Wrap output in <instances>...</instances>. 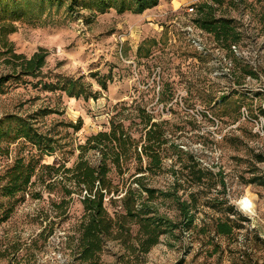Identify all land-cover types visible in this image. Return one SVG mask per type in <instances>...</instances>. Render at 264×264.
<instances>
[{"label":"rangeland","instance_id":"obj_1","mask_svg":"<svg viewBox=\"0 0 264 264\" xmlns=\"http://www.w3.org/2000/svg\"><path fill=\"white\" fill-rule=\"evenodd\" d=\"M194 1L159 0L137 14L96 9V0H20L17 16L0 19V25L15 27L5 39L16 53L31 57L42 48L48 51L41 73L25 76L9 65L0 35V125L7 132L0 142V174L19 157L73 166L80 145L109 131L115 116L126 118L138 140L145 132L144 117L151 116L149 128L166 141L162 170L137 173L136 161L130 173L111 176L129 185L145 175V184L171 194L152 207L168 220L167 233L146 254L108 240L101 264H264V245L253 243L248 250L241 238L251 233L250 238L264 240V185L249 182L264 177V162L255 158L264 155V0H200L189 11ZM203 4L212 5L217 17L235 21L237 53L209 34L201 36L204 50L193 45L186 27L196 25ZM66 79L81 84L84 94L61 90L58 84ZM19 118L42 139L40 145L17 138ZM85 158L96 165L99 154L87 151ZM190 158L214 173L211 190L204 189L210 198H218V206L228 203L221 209L200 205L187 230L179 199L188 198L190 188L176 184L175 172L182 175ZM143 163L146 167V158ZM62 196L57 186L37 182L29 188L9 219L0 221V264H80L72 245L84 209L77 195L68 209L58 208L55 202ZM242 198L252 207L247 213L238 209L250 219L239 241L217 236L213 223L224 216L220 210L230 203L238 208ZM107 207L111 214L122 210L120 200L107 201Z\"/></svg>","mask_w":264,"mask_h":264},{"label":"trees","instance_id":"obj_2","mask_svg":"<svg viewBox=\"0 0 264 264\" xmlns=\"http://www.w3.org/2000/svg\"><path fill=\"white\" fill-rule=\"evenodd\" d=\"M19 1L0 0V19L2 16H17ZM42 1L49 3L53 0ZM215 1L221 3L222 0ZM158 2L159 0H96L95 8L103 10L113 7L120 12L132 11L141 14L146 9L156 6ZM199 13V18L195 20L196 25L211 35L218 45L227 48L229 53L233 54L232 47L240 39L235 21L224 16L217 17L215 8L210 4L201 5ZM14 31L15 27L10 22H3L0 25L4 47L10 54L8 63L15 72L37 77L46 64L48 51L42 48L31 57L16 53L5 39L6 35ZM248 75L255 77V73L251 70L248 71ZM80 85L78 82L66 79L61 85L58 84V87L71 96H80L84 94ZM100 85L107 88L106 81L101 82ZM205 117L207 119V116ZM19 119L17 138L25 137L35 145H40L42 139H36L27 121ZM125 120L126 118L116 120V116L112 117L109 131H100L88 137L86 143L80 145L81 152L78 160L71 167L65 164H43L35 156L30 159L16 158L14 163L0 174V197L3 199L0 202V221L9 219L16 204L25 200L29 188L39 182L50 189L57 186L62 192L60 201L55 202L58 208L68 209L73 196L80 197L84 211L77 226L75 243L72 245L75 250V259L80 264H101V253L108 240H120L129 250L139 248L144 254L148 253L167 233L169 225L159 209L152 207L155 201L164 200L171 194L145 184V175L136 177L127 186L125 183L115 182L111 174L130 173L136 161L139 163L135 168L137 173H145V170L152 172L156 169L162 170V146L166 141L161 140L160 137L156 138L152 127L149 128L151 116L144 117L146 128L139 140L134 137L131 126L127 125ZM74 127L80 129L82 126L79 124ZM6 133L0 125V142L6 137ZM91 150L99 154L96 165L85 158L87 151ZM144 158L147 160L146 167L143 163ZM255 158L258 162H264L263 154H256ZM175 173L176 184L182 181L190 188L188 198L180 202L178 197L179 211L188 218L187 230L192 229L200 213V205L211 209H221L220 207L228 203L222 202L218 206L216 204L218 198H210L209 192L204 189L208 190L210 182L215 179L214 173L208 168L201 167L192 158L189 165H186L185 170L181 172L182 175L177 176V172ZM134 182L139 185L138 188H133ZM249 182H259L264 185V177L252 178ZM209 190H211L210 187ZM117 200H120L122 210L111 214L107 201L114 205ZM201 201H203L202 204ZM220 211L224 212V216L215 218L214 233L229 240L239 241V233L245 228V222H249L250 219L242 215L232 203ZM134 227L138 228L135 235L132 233ZM250 234L241 237L244 247L249 250L255 243L264 245L262 238L259 236L250 238ZM132 240L137 242L134 244Z\"/></svg>","mask_w":264,"mask_h":264},{"label":"built area","instance_id":"obj_3","mask_svg":"<svg viewBox=\"0 0 264 264\" xmlns=\"http://www.w3.org/2000/svg\"><path fill=\"white\" fill-rule=\"evenodd\" d=\"M200 0H195L190 8L189 11H194V5H196L197 2H199ZM186 31L188 32V35L190 37V39L192 40L193 45L200 49V50H204L205 46L203 44V39H202V35L203 34H208L206 31H204L203 29H201L199 26L197 25H193V26H188L186 27ZM233 51H235L237 53V46L234 45L232 47ZM248 116V113H244V117Z\"/></svg>","mask_w":264,"mask_h":264},{"label":"clouds","instance_id":"obj_4","mask_svg":"<svg viewBox=\"0 0 264 264\" xmlns=\"http://www.w3.org/2000/svg\"><path fill=\"white\" fill-rule=\"evenodd\" d=\"M238 209L241 211V212H249L252 205H251V202L247 199V198H242L239 202H238Z\"/></svg>","mask_w":264,"mask_h":264}]
</instances>
